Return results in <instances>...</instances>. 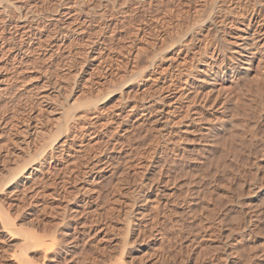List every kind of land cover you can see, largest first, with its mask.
<instances>
[{
	"label": "rangeland",
	"instance_id": "rangeland-1",
	"mask_svg": "<svg viewBox=\"0 0 264 264\" xmlns=\"http://www.w3.org/2000/svg\"><path fill=\"white\" fill-rule=\"evenodd\" d=\"M190 4L0 0V209L14 229L54 242L46 257L28 252L35 262L264 264V49L250 69L228 68L240 56L231 50L239 5L264 0ZM24 18L45 40L20 60L25 41L7 39V22ZM218 40L213 59L227 66L208 84L202 69ZM101 45L109 56L92 67ZM47 92L48 101L37 95ZM84 101L100 108L96 119L77 107ZM23 165L20 190L6 188ZM13 233L0 223V264H19L23 238Z\"/></svg>",
	"mask_w": 264,
	"mask_h": 264
},
{
	"label": "bare ground",
	"instance_id": "bare-ground-1",
	"mask_svg": "<svg viewBox=\"0 0 264 264\" xmlns=\"http://www.w3.org/2000/svg\"><path fill=\"white\" fill-rule=\"evenodd\" d=\"M188 1V3L190 4V3H192V2H196L197 0H187ZM201 2V1H200ZM206 2H207V0H206ZM210 2V1H209ZM212 3H213V1H212ZM218 3V2H217ZM249 3V2H248ZM21 4V3H20ZM25 5V4H24ZM163 5V4H162ZM190 5H192V4H190ZM23 6V4L20 6L21 8H23L22 7ZM108 6V5H107ZM240 6H241V10H242V8L244 9V7H242V5H239V7H238V5H237V7H238V10H237V12L236 13H238V17L239 16H241V17H243V19H242V23H243V27H241V26H239V28H238V30H237V33H236V35H234V39H233V41H231V50H233V52H235V53H238L240 56H236V59L238 60V61H236V64H234V65H232L231 67H228L229 69H231L232 71L231 72H236V71H238L239 70V66L242 64L243 65V63H246V64H248V68L250 69V66H251V62H252V59H253V56H255L256 54H253V53H255V52H253L254 50L255 51H263V49H264V7L262 6V7H260V6H257L255 9H252L251 11H247L246 9V11L245 12H242L241 10L239 11V9H240ZM244 6V5H243ZM26 7V6H25ZM196 9H198V8H196ZM14 10V9H13ZM19 10V9H18ZM114 10V9H113ZM178 10H180V9H178ZM177 9H176V12L178 11ZM5 11H7L8 12V7H6V6H2L1 7V9H0V13H3V12H5ZM28 11V10H27ZM171 11L173 12V10L171 9ZM175 11V10H174ZM7 12H5V13H7ZM13 12V11H12ZM116 12V11H115ZM195 12H196V10H195ZM27 13V12H26ZM29 13V12H28ZM70 13H72V14H76V13H73V11L71 10H69L68 11V14H70ZM118 13V12H117ZM168 13V12H167ZM171 13V12H170ZM173 13H175V12H173ZM198 13V12H197ZM201 13V12H200ZM25 14V13H24ZM180 14V13H179ZM199 14V13H198ZM197 14V15H198ZM26 15V14H25ZM163 15V14H162ZM166 15H168V14H166ZM174 15V14H173ZM173 15H172V17H173ZM201 15V14H200ZM10 16V15H9ZM170 16H171V14H170ZM169 16V17H170ZM175 16V15H174ZM196 16V15H195ZM204 16V15H203ZM15 17V16H14ZM179 17H180V15H179ZM244 17H245V19H244ZM11 18H13V17H11ZM17 18V17H16ZM125 18V17H124ZM151 18V17H150ZM3 19V18H2ZM165 19H167V18H165ZM170 19H172V18H170ZM3 20H6V19H3ZM23 20H25L26 21V18H24V19H20V21H18V20H15V19H13V20H9L10 22H7V24L8 25H13V28H14V31L11 33L12 35L11 36H9L7 39L8 40H14L13 42H16V40L18 39V40H23V41H25V43H24V45L22 46L21 44L18 46L19 47V51L18 50H16V52L18 51V53L17 54H15V55H19V58H20V60H23L24 59V57L25 56H27V55H29L30 53H31V51H34V50H36V48H39V47H44L43 45H44V43H43V41L45 40V39H43L42 37H43V35L41 34L40 35V32H35V31H33V27H31V24H27L25 21H23ZM158 20V19H157ZM197 20V19H196ZM210 21H214L213 19H209ZM208 20V21H209ZM167 21V20H166ZM210 23V22H209ZM4 24V23H3ZM161 24H162V22H161ZM5 25V24H4ZM38 25V24H37ZM37 25H35V26H37ZM109 25V24H108ZM107 25V26H108ZM171 25V24H170ZM5 26H7V25H5ZM43 26V25H42ZM63 26V25H62ZM61 26V27H62ZM212 26V25H211ZM110 27V26H109ZM65 28V27H64ZM73 28V27H72ZM143 28V27H142ZM71 29V28H70ZM75 30H76V28H74ZM85 29V28H84ZM101 29V28H100ZM103 29V28H102ZM145 29V28H144ZM158 29V28H157ZM169 29V28H168ZM54 30V29H53ZM73 30V29H72ZM71 31V30H70ZM74 31V30H73ZM78 31V30H77ZM100 31V30H99ZM102 31V30H101ZM195 31V30H194ZM219 31V30H218ZM50 32V31H49ZM62 32H63V34H62ZM72 32V31H71ZM80 32H82L81 30H80ZM67 35H68V32H65ZM65 33H64V30L63 31H61V33L60 34H62L63 36L65 35ZM137 33V32H136ZM46 34H47V32H46ZM102 34V33H101ZM178 34V33H177ZM189 34V36H190V39H189V41H193V42H195V32H189L188 33ZM234 34V33H233ZM18 35V36H17ZM58 34L57 33H55V32H53V35H52V37L54 38H56V36H57ZM230 35V34H229ZM3 37H4V35H2ZM25 36H27V40L25 39ZM48 36V35H47ZM59 36V35H58ZM62 36V37H63ZM66 36V35H65ZM103 36H104V34H103ZM6 37V36H5ZM178 37V36H177ZM0 38H1V36H0ZM61 38V37H60ZM103 38V37H102ZM108 38V37H107ZM140 38V37H139ZM202 38V37H201ZM221 38H222V36H221ZM224 38V37H223ZM205 39V38H204ZM2 40H4V38L2 39ZM8 40H5L6 42L8 41ZM94 40V39H93ZM109 40V39H108ZM186 40V39H185ZM198 40V39H197ZM208 40V39H207ZM48 41H49V39H48ZM91 41H92V39H91ZM90 41V42H91ZM104 41V40H103ZM182 41H184V40H182ZM189 41H187V42H185V44L187 45L188 44V42ZM222 41V40H221ZM19 42V41H18ZM45 42H47V41H45ZM63 42V41H62ZM210 42V41H209ZM3 43H4V41L3 42H1L0 43V55H2L3 54V52H6L5 50H4V46H2L3 45ZM8 43V42H7ZM222 43V42H221ZM9 44V43H8ZM60 44V43H59ZM88 44H90V43H88ZM93 44V43H92ZM104 44V43H103ZM166 44V43H165ZM206 44V43H205ZM209 44V43H208ZM15 45V44H14ZM17 45V44H16ZM47 45V44H46ZM61 45V44H60ZM132 45V44H131ZM53 46V45H52ZM6 47H8V46H6ZM11 47V46H10ZM106 47L107 46H103V45H101V46H98V47H95V48H93V53H95L93 56L94 57H91V58H93L92 59V62H91V65H92V67H93V65L95 64V62H97V61H99V66H101V65H103V67H104V64H105V61H106V58L109 56L108 55V53H106L107 51L106 50H108V49H106ZM182 47V46H181ZM208 47V46H207ZM220 41L218 40L217 42L215 41V44L213 43V45H212V48H213V50L210 52L209 51V53H210V55H211V57H212V59H211V61L210 62H206V64H205V68H203L202 69V71L204 72V71H209L208 72V74H204V75H206L205 76V80L208 82V84H209V81L210 80H212V79H214V80H216V76L217 75H219L220 74V72H224V69L222 68L221 69V65L223 64V62L225 61V59L224 58H222L221 59V61L220 62H215L214 60L216 59L215 57V55H220ZM63 48V47H62ZM222 48V47H221ZM10 50H11V48H9ZM8 49V50H9ZM18 49V48H17ZM106 49V50H105ZM211 49V48H210ZM38 51H39V49H38ZM54 51H56V48L54 49ZM13 52V51H12ZM52 52V51H51ZM233 52H232V54H233ZM249 55H252V57H250ZM6 56V55H5ZM32 56H33V54H32ZM137 56V55H136ZM232 56V55H231ZM3 57V56H2ZM8 57V56H7ZM15 57V56H14ZM16 57H18V56H16ZM42 57V56H41ZM221 57V56H220ZM11 58V57H10ZM30 58V57H29ZM28 58V59H29ZM213 58H215V59H213ZM201 59V58H200ZM230 59V61L232 60L233 61V57H231V58H229ZM17 60V59H16ZM19 60V59H18ZM217 60V59H216ZM235 60V59H234ZM91 61V60H90ZM25 62V61H24ZM27 62V61H26ZM28 62H30V60L28 61ZM32 62V61H31ZM104 63V64H103ZM226 63H227V61H226ZM226 63H224L223 65H225ZM229 63V62H228ZM231 63V62H230ZM233 63V62H232ZM26 64V63H25ZM27 65V64H26ZM84 65V64H83ZM107 65H108V63H107ZM107 65H106V67H107ZM147 65V64H146ZM241 65V66H242ZM95 66V65H94ZM110 66V65H109ZM226 66H227V64H226ZM97 67V66H96ZM246 67V69L244 70V72L245 71H247V68ZM215 68H217L216 70H214L213 71V69H215ZM227 68V67H226ZM242 68V67H241ZM98 69V68H97ZM104 69V68H103ZM105 69H108V67L107 68H105ZM248 69V70H249ZM220 70V71H219ZM92 71V70H91ZM112 71V70H111ZM110 71V72H111ZM213 71V72H212ZM243 71V70H242ZM90 72V71H89ZM105 72V71H104ZM108 72V71H107ZM240 72V71H239ZM247 72H249V71H247ZM246 72V73H247ZM94 73H96V72H94ZM215 73H216V76H215ZM112 74V73H111ZM115 74V73H114ZM103 75V74H102ZM107 76V75H106ZM221 76V75H220ZM93 77V76H92ZM112 77V76H111ZM142 78V77H141ZM87 79V78H86ZM111 79V78H110ZM203 79V78H202ZM96 80V79H95ZM94 80V81H95ZM204 80V81H205ZM93 81V82H94ZM97 82V81H96ZM103 82V81H102ZM207 82H206V84H207ZM214 82V81H213ZM216 82V81H215ZM57 83V82H56ZM95 84V83H94ZM63 85V84H62ZM55 87V86H54ZM47 88V87H46ZM45 88V89H46ZM58 88H60V87H58L57 86V90H58ZM100 88V87H99ZM102 88V87H101ZM100 88V89H101ZM43 89H44V86H43ZM51 89V88H50ZM213 88L211 87V89H209V91L210 90H212ZM49 90V89H48ZM54 90V89H53ZM46 91V90H45ZM50 91V90H49ZM51 91H52V89H51ZM198 91V90H197ZM213 91V90H212ZM43 92V91H42ZM53 92V91H52ZM57 92V91H56ZM97 92V91H96ZM195 92H196V90H195ZM199 92V91H198ZM202 92V91H201ZM48 93V92H47ZM47 93H43V94H41V93H36L37 95H39L40 94V98L41 99H43V100H47V98H48V96L50 95L49 93L47 94ZM95 93V92H94ZM93 93V94H94ZM96 94V93H95ZM98 94V93H97ZM199 94V93H198ZM36 95V96H37ZM193 95V94H192ZM197 96V95H196ZM80 98V97H79ZM87 98V97H86ZM90 98V97H89ZM78 99V98H77ZM196 99V98H195ZM100 99L98 98V99H96L94 102H95V105L97 104V102L99 101ZM48 101V100H47ZM80 101V100H79ZM83 101V100H82ZM81 102V101H80ZM87 103V102H86ZM89 103V102H88ZM212 104V103H211ZM118 105V104H117ZM124 105V104H123ZM83 107V106H86L88 109H87V111L86 110H83L82 112L84 113H86V114H84V115H89V117L91 116H93L92 118H95V117H97L98 115V110L100 109L99 107H97V106H93V107H91V106H88V105H86L85 104V101L83 102V103H79L78 105H77V107ZM120 106H121V104H120ZM135 106V105H134ZM137 106V105H136ZM77 107H75V108H77ZM89 107H91V108H89ZM117 107V106H116ZM99 108V109H98ZM113 108H115V107H113ZM133 108V107H132ZM54 109V108H53ZM52 110V109H51ZM120 110V109H119ZM129 110H130V108H129ZM106 111V110H105ZM121 111V110H120ZM120 111H117V112H120ZM126 111V110H125ZM130 112V111H129ZM82 113V114H83ZM97 113V114H96ZM111 113H113V112H111ZM115 113V112H114ZM122 113V112H121ZM131 113V112H130ZM80 114V113H79ZM123 114V113H122ZM126 114V113H125ZM78 115V114H77ZM76 115V116H77ZM81 115V114H80ZM84 115H82L83 117H84ZM113 115V114H112ZM118 115V114H117ZM120 115V114H119ZM100 116H101V114H100ZM120 116H122V115H120ZM133 116V115H132ZM78 117H79V115H78ZM81 117V116H80ZM90 117V118H91ZM125 117H126V115H125ZM76 118V117H75ZM85 118V117H84ZM98 118H100V117H98ZM112 118V117H111ZM235 118V117H234ZM96 119V118H95ZM116 119V118H115ZM127 119V118H126ZM125 119V120H126ZM85 120H87L86 118H85ZM99 120V119H98ZM114 120V119H113ZM119 120V119H118ZM124 120V118L122 117V120L121 121H123ZM236 120V119H235ZM91 121V123H92V120H90ZM115 121V120H114ZM120 121V122H121ZM227 121V120H226ZM118 122V121H117ZM120 122H118L119 124H123V122L122 123H120ZM236 122V121H235ZM88 123V122H87ZM128 123V122H127ZM222 123V122H221ZM224 123V122H223ZM228 123V122H227ZM92 124H94V123H92ZM106 124V123H105ZM104 124V125H105ZM89 125H90V123H89ZM240 125V124H239ZM232 128H233V125H232ZM60 129V128H59ZM68 129V128H67ZM98 129V128H97ZM90 131V130H89ZM89 131L87 132V134H89ZM101 131V130H100ZM40 132H41V130H37V129H35V138H37L38 136H39V134H40ZM80 133V132H79ZM96 133V132H95ZM91 134V133H90ZM81 135H83V133L81 134ZM84 135H85V133H84ZM216 135V134H215ZM79 136H80V134H79ZM55 137V136H54ZM34 138V141L36 140ZM85 138V137H84ZM66 141V140H65ZM64 141V142H65ZM33 142V141H32ZM113 148V147H112ZM101 153H102V151H101ZM14 154V153H13ZM224 154V153H223ZM11 155V154H10ZM98 155V154H97ZM94 157H96V156H94ZM12 158V157H11ZM8 160V159H7ZM14 160V159H13ZM13 162H15V161H13ZM110 163V162H109ZM159 163V162H158ZM92 165H94V164H92ZM91 165V166H92ZM156 165V164H155ZM25 167H26V165H23L22 167H18V169H16V171L12 174V176L10 177V179L5 183V186H6V188H10L11 190H17V191H19L20 189H19V187H20V181L18 180V178H20L19 176V174H20V171H22V170H24L25 169ZM93 167V166H92ZM10 168H12V167H10ZM89 168H90V166H89ZM91 170V169H90ZM79 171V170H78ZM73 172V171H72ZM76 172V171H75ZM90 172V171H89ZM33 173V171H31V172H29V174H28V177L27 178H30ZM74 173V172H73ZM81 174V173H80ZM56 175V174H55ZM76 176H78L79 175V172H78V174H75ZM76 176H74V177H76ZM53 177V176H52ZM77 178V177H76ZM78 178H79V176H78ZM67 180V179H66ZM56 181H58L59 182V179L58 180H56ZM63 181H65V180H61L58 184H59V186L61 185V184H63L64 182ZM69 181V180H68ZM24 182V181H23ZM55 183V182H54ZM25 184V183H24ZM19 185V186H18ZM27 185V184H26ZM30 185V184H29ZM64 185V184H63ZM146 185V184H145ZM23 186V188H26L24 185H22ZM51 186H52V184H51ZM58 186V185H57ZM65 186V185H64ZM62 187V186H61ZM149 187V186H148ZM150 187H151V184H150ZM67 187H65V189H66ZM19 189V190H18ZM64 189V190H65ZM10 190V191H11ZM39 190V189H38ZM53 190V189H52ZM25 191H27V190H25ZM66 191V190H65ZM38 192V191H37ZM36 192V193H37ZM56 192V191H55ZM57 192H58V190H57ZM72 192V191H71ZM164 192V191H163ZM63 193V192H62ZM39 194V193H38ZM65 194V193H64ZM73 194V193H72ZM45 195V194H44ZM68 195V194H67ZM60 196V195H59ZM73 196V195H72ZM21 197V196H20ZM63 197V196H62ZM64 198V197H63ZM65 199H66V197H65ZM161 200V199H160ZM164 203V202H163ZM3 208V207H2ZM0 209V223H1V226L3 227V229H6V230H8V231H12V232H14V233H18L19 235H21L20 237H21V239H22V243H21V245H20V254L18 253L17 255H15L14 254V256H15V258L17 259V263H19V264H40V263H37V262H35V260H33L29 255H28V252L31 250V249H34L35 247L37 248V247H41L42 249H43V251L45 252V254H43V256H45L46 255V252H50V250H52L53 249V243L54 242H50L49 240L47 241V242H43V243H41V241L38 239V237H36V236H34L31 232H29V231H27V228H24V230L22 229V228H20L19 230H20V232H19V230H18V228L16 229H14V226H15V223L13 222V220L11 219V217L9 216V214H8V212L6 213V212H4L3 211V209ZM6 210V209H5ZM7 211V210H6ZM22 229V230H21ZM13 233V234H14ZM48 236V235H47ZM13 238V237H12ZM51 239V238H50ZM55 239V238H54ZM50 242V243H49ZM52 248V249H51ZM36 251V250H35ZM14 253H15V251H14ZM46 257V256H45ZM44 257V258H45ZM51 257V256H50ZM43 258V257H42ZM54 258V257H53ZM43 263H44V261H43ZM42 264V263H41Z\"/></svg>",
	"mask_w": 264,
	"mask_h": 264
}]
</instances>
